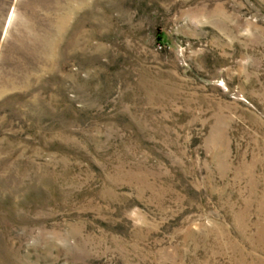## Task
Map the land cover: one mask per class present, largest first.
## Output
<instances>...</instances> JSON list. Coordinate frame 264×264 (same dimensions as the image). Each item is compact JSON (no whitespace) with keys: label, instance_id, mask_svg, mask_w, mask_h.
I'll use <instances>...</instances> for the list:
<instances>
[{"label":"rangeland","instance_id":"rangeland-1","mask_svg":"<svg viewBox=\"0 0 264 264\" xmlns=\"http://www.w3.org/2000/svg\"><path fill=\"white\" fill-rule=\"evenodd\" d=\"M0 264H264V0H0Z\"/></svg>","mask_w":264,"mask_h":264}]
</instances>
